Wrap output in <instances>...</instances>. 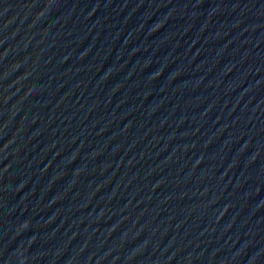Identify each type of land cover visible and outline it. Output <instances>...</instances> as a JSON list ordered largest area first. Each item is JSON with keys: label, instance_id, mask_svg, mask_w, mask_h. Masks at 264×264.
Listing matches in <instances>:
<instances>
[{"label": "water", "instance_id": "95a60500", "mask_svg": "<svg viewBox=\"0 0 264 264\" xmlns=\"http://www.w3.org/2000/svg\"><path fill=\"white\" fill-rule=\"evenodd\" d=\"M0 264H264V0H0Z\"/></svg>", "mask_w": 264, "mask_h": 264}]
</instances>
